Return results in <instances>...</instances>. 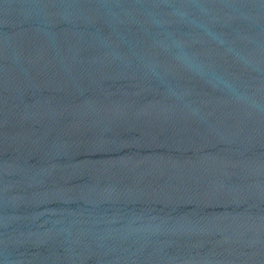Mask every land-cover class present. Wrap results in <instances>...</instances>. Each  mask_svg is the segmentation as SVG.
<instances>
[{
  "label": "water",
  "instance_id": "obj_1",
  "mask_svg": "<svg viewBox=\"0 0 264 264\" xmlns=\"http://www.w3.org/2000/svg\"><path fill=\"white\" fill-rule=\"evenodd\" d=\"M0 264H264V0H0Z\"/></svg>",
  "mask_w": 264,
  "mask_h": 264
}]
</instances>
